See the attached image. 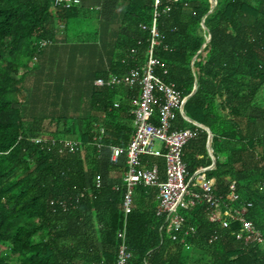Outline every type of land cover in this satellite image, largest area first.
<instances>
[{"label":"trees","instance_id":"16d2710c","mask_svg":"<svg viewBox=\"0 0 264 264\" xmlns=\"http://www.w3.org/2000/svg\"><path fill=\"white\" fill-rule=\"evenodd\" d=\"M84 1L91 0L67 9L56 0H0V264H117L120 233L131 252L127 264H264V248L237 240L240 222L226 229L211 223L205 205L182 210L183 229L169 235L160 231L165 220L156 213L155 188L140 185L124 215L126 157L111 164L108 147L127 149L134 133L131 99L139 89L93 82L144 65L153 0H100V10L89 2L85 11ZM210 9V0H162L156 75L183 98L198 83L185 111L213 135L217 163L207 179L227 201L236 182L240 200L234 206L251 203L245 218L264 235V0H217ZM117 10L114 36L102 40L104 21L89 46L105 43L108 68L94 76L87 114L77 115L63 88L47 98L56 114H30L25 84L39 72L44 51L59 36L67 46L76 19L96 13L101 20L102 11L115 17ZM85 48L67 46V61L51 55L48 62L63 74L77 68L83 76L88 59L77 61L75 54ZM31 98L41 103L36 94ZM157 115L155 107L154 123ZM174 128L198 132L183 150L189 175L209 167L207 132L178 114ZM69 140L78 143L74 151L66 147ZM143 161L158 164L163 177L162 158Z\"/></svg>","mask_w":264,"mask_h":264},{"label":"built area","instance_id":"2783aa9c","mask_svg":"<svg viewBox=\"0 0 264 264\" xmlns=\"http://www.w3.org/2000/svg\"><path fill=\"white\" fill-rule=\"evenodd\" d=\"M55 4L68 9L80 5V0H56ZM161 6L162 0H153L150 46L144 65L125 75H110L93 82V85L99 88L122 86L139 89V95L131 99L130 113L133 117L134 133L127 149L117 146L108 147L111 164L117 165L123 155L126 157V167L121 179L125 188L122 211L125 216L131 213L134 191L136 187L144 185L158 190L156 213L165 220V225L160 231L165 229V233L169 235L181 231L185 219L180 212L190 210L199 204L206 206L209 222L220 224L224 229L229 228L231 222H240L241 227L236 234L237 240L242 241L246 246L258 245L264 248V235L245 218L252 204L240 203L238 207L234 206L240 200L236 182L229 185L227 201L222 195L215 193L207 179V172L215 169L212 164L198 169L190 176L186 162L183 161L184 148L198 136V132L190 128L182 130L174 128L177 114L189 122L183 116L186 98H183L173 85L166 84L156 75L158 60L154 50L160 44L157 23L161 16ZM155 107H158L157 123L153 122ZM65 143L70 151H74L78 145L77 142L70 140ZM157 144L160 146L157 147ZM98 148L101 150L103 147L99 145ZM207 153L212 159L208 147ZM145 157L162 158L165 165L163 177L159 165L154 164L150 167L148 162L143 161ZM96 182L99 187L102 183L101 177H98ZM120 237L123 239V244L119 249L117 264H127L131 252L124 243V233H120Z\"/></svg>","mask_w":264,"mask_h":264},{"label":"crops","instance_id":"0c3cea01","mask_svg":"<svg viewBox=\"0 0 264 264\" xmlns=\"http://www.w3.org/2000/svg\"><path fill=\"white\" fill-rule=\"evenodd\" d=\"M89 5V4H88ZM92 6V5H90ZM93 8H98L100 10V7H97L96 5L95 6H92ZM91 7V8H92ZM120 13L121 11L120 10H117L116 12V15L117 16H112L111 15V19H110V12L109 11H102V14L100 18H104L105 17L109 20H111V22H108V21H105L107 25H105V27L103 29L100 30V33L102 32V40L104 41L106 38H112L114 36L113 32H114V28H111L113 27L112 25H118L119 21H120ZM115 14V13H114ZM88 15V14H87ZM92 17V16H91ZM110 29L112 30V32H110ZM98 32V31H97ZM98 35V34H97ZM98 38V37H97ZM94 39L96 40V35L94 36ZM97 41V40H96ZM105 43H101V47H98V45H96V47H87L84 49L85 52H83L84 54H89V57L90 58H87L88 59V69H87V72L88 73H84L83 76L82 74L80 75L79 73L81 72L80 69H68L67 70V73L66 74H63L61 71L59 72L55 67L53 66H50L52 64H49L48 60L50 58V54L51 53H48L47 55L45 54L42 59L43 61L41 60V65H40V70L39 72L37 71L35 74L29 76V79L31 78V76H33L32 78V81L34 79L35 82L38 81V83L40 82V84H43V78L45 75H47L48 79L49 77L51 79H57V81L59 82H56V83H53V84H49V85H54L53 87V92L54 94H59L61 93L62 91V88L65 89L63 92L66 93L67 97H68V103H73L72 105L75 106V109H80L82 108V106L80 105L79 101H81V97L83 96V90L85 92V96L83 97V100H84V103L86 105V108L85 109H88V100L90 98V94H91V87L92 86V81L94 79V76L95 74L99 73V72H103L105 70H107L108 68V60L106 61V57L108 58V50L107 48H105ZM78 50L81 51L80 48H78ZM70 51H68L67 53H69ZM76 52V50H75ZM97 53V54H96ZM93 55H96V56H93ZM47 60V61H46ZM48 62V63H47ZM64 65V63L62 64ZM66 66V64H65ZM68 66V65H67ZM47 71V73H46ZM63 74V76H62ZM27 79V81L29 80ZM49 79V80H51ZM80 82V84L78 85V83ZM78 82V83H77ZM61 88V89H60ZM67 89H70V92L68 93V90ZM73 109V107H72ZM86 112L88 110H85ZM76 112V111H75ZM85 112V114H86ZM83 113V115H85ZM210 160H211V157H210ZM212 161V160H211ZM154 193H155V204H158V192L156 189H154Z\"/></svg>","mask_w":264,"mask_h":264},{"label":"rangeland","instance_id":"374dc122","mask_svg":"<svg viewBox=\"0 0 264 264\" xmlns=\"http://www.w3.org/2000/svg\"><path fill=\"white\" fill-rule=\"evenodd\" d=\"M89 2H91L92 6L96 5L97 7H101V1L100 0L84 1L83 2L84 11H85V7L88 6L87 3H89ZM95 14L96 13H94L92 18L89 17V18H82L79 20L76 19L75 21L72 22V26H71V30H70V36H69V39H67L69 42L67 44L68 47H72V48L89 47L93 44L94 41H96L98 39L97 36H96V40L93 39L95 36L93 34H96V32H97V31H95L96 28L98 29V27H100L103 23H105L104 21L111 22V20L107 19L106 17H105V19L101 18V20H99ZM111 18L112 17L110 16V19ZM112 26L113 27H111V28H114L116 25H112ZM110 32H112V30H110ZM65 40H66V38L59 36L56 43L52 46H49L44 51L45 54L47 55L48 53H51L50 54V55H52L51 60H54V61H58V62H60V61L63 62L64 60L67 61L69 58V55H67L68 53L63 55V51L65 49H67V46H65ZM75 58L77 61L82 62V61L86 60L85 62H87V58H89V54H83L81 52H77L75 54ZM41 60L43 61V59H41ZM46 73H47V71H46ZM85 73H88L87 70L85 71ZM46 76L47 75H45V77L43 78V81H42L44 86L43 85L38 86V84L34 85L36 79H34L33 82H31L33 76H31V78L25 84L26 94H27V96L29 95L28 96L29 101H27V103H28L27 108L29 109L30 114L34 113V115H37V116L41 115V114H45L46 112H48L47 114H52V113L56 114L55 111H53L51 113L52 109H49L50 105H49V101L47 99V98H49L48 96H50L54 93L53 92L54 90H52V88L54 86L49 85V84L53 83L54 81L50 77H49V79H51V80H48V78ZM38 87L40 88V89H38L39 91H35L34 88L37 89ZM29 88H30V90H28ZM63 88H65V87H63ZM67 90L69 93L70 89H67ZM30 92H32V93H30ZM35 94L41 103H39L38 101L34 102V103L30 102V101H32L31 97H34ZM44 94H45V96H44ZM85 108H86V105L83 101V106H82V108H80L78 110L77 115L80 116V115H83V113L85 114V112H86L85 110H88ZM58 110L63 112L64 109L58 108ZM86 114H87V112H86ZM156 146L159 147L160 145L157 144Z\"/></svg>","mask_w":264,"mask_h":264},{"label":"water","instance_id":"95a60500","mask_svg":"<svg viewBox=\"0 0 264 264\" xmlns=\"http://www.w3.org/2000/svg\"><path fill=\"white\" fill-rule=\"evenodd\" d=\"M210 3H211V9H210L209 13H212V11L214 10V8H215L216 5H217V0H210ZM209 13H207V14H209ZM202 26H203L204 29H206L204 23H202ZM209 42H210V37L207 38V43H209ZM204 46H205V45H204ZM195 59H196V57L193 59V62L195 61ZM198 86H199V85H198V83L196 82V83H195V86H193V88H194L193 92L191 93L190 96L186 97V101H185L186 103H187L188 100L191 98V96H193V95L197 92V90H198L197 87H198ZM183 116L186 117L187 120H188L190 123H193L194 125H196V126H198V127H200V128H203V129H205V130L207 131V133H208L207 147H208V150H209V152H210V154H211V156H212V159H211V160H212V166L215 168V167H216L217 160H216V158H215V156H214V153H213V148H212L213 135H212L211 131H210L207 127H205V126L199 124L198 122H195V121H193L192 119H190V118L187 116V114H186L185 108L183 109Z\"/></svg>","mask_w":264,"mask_h":264}]
</instances>
